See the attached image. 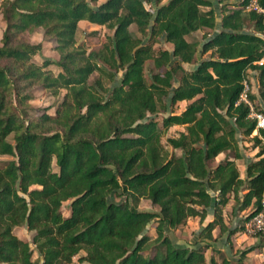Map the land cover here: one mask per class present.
Listing matches in <instances>:
<instances>
[{
	"label": "trees",
	"instance_id": "16d2710c",
	"mask_svg": "<svg viewBox=\"0 0 264 264\" xmlns=\"http://www.w3.org/2000/svg\"><path fill=\"white\" fill-rule=\"evenodd\" d=\"M217 5L212 0L0 2V155L12 157L0 165V263L72 264L78 256L76 264H207L209 241L227 229L221 209L228 199L239 210L252 204L239 229L259 210L264 144L253 158L243 157L238 137L255 129L249 105L240 100L247 70L264 86V60L258 63L264 56V0ZM79 20L111 33L86 51L75 45ZM131 25L139 36L130 32ZM37 29L53 41L56 60L32 61L41 45L20 37ZM196 31L202 32L201 41L188 40ZM197 53L207 56L196 61ZM147 60L154 68L148 80ZM34 86L52 96L64 90L53 115L28 114ZM260 95L264 100V89ZM246 99L252 104L255 96L246 93ZM179 101L188 103L174 113ZM257 111L264 116L263 109ZM172 126L183 129L163 145L160 137ZM250 139L260 144L264 130ZM220 153L224 157L212 163ZM241 158L244 178L235 164ZM141 198L158 210H139ZM209 211L212 220L192 232L189 243L170 234L188 218L202 223ZM151 221L153 238L144 233ZM21 225L32 232L36 260L29 243L12 232ZM220 263L227 261L221 257ZM208 264L217 263L210 257Z\"/></svg>",
	"mask_w": 264,
	"mask_h": 264
},
{
	"label": "rangeland",
	"instance_id": "374dc122",
	"mask_svg": "<svg viewBox=\"0 0 264 264\" xmlns=\"http://www.w3.org/2000/svg\"><path fill=\"white\" fill-rule=\"evenodd\" d=\"M217 1L218 0H212L215 7L218 6ZM238 1L239 0H222V2H228V3H236ZM144 6L146 8H150V9L154 8L153 4H150V5L145 4ZM1 22H2V19L0 17V28L2 27ZM216 22L218 23V18H216ZM129 30L132 34H134L136 36L140 35L133 25H131L129 27ZM110 33H111L110 30H107L106 28H104L102 26H91V25H80L79 27L77 26V30L75 33V45H82L86 51L95 50L104 41L105 36L110 34ZM201 36H202V32L196 31V32L192 33L191 35L187 36V39L188 40L196 39L197 41L200 42ZM29 37H30V39H29ZM20 38L22 40L23 39L25 40L28 38L29 41L33 44L40 43L41 49L39 52H37L35 55L32 56L33 62L40 63L43 58H50L52 60L57 59V53L53 50V47H54L53 41L50 39L44 38L42 36V30L41 29L35 30L29 36L24 35L23 37L21 36ZM141 38H143V37H141ZM162 46L164 48H167V49L170 48L169 45L166 43H162ZM205 56H207V53L203 54V55L197 53L195 56V60L198 61L201 57H205ZM193 66L194 65H191V64H183V67L185 69H191ZM48 68L53 73H56V71L58 70V68L55 67L54 65H51ZM152 72H154L152 62L150 60H147L143 65V75H144L146 80H148V77H149L150 73H152ZM95 76H96L95 73L91 74L88 78V81H91ZM245 85H246V93H251L255 96L253 103L252 104L250 103L251 109L255 112H258L257 109H260V108L264 110V100L261 98V95H260V90L264 89V86L260 88L259 82L257 80V75L254 71L247 70ZM30 92L32 94V99H30V101H28V104L30 106V109L28 110V114L30 116H36L37 114H40L44 111L50 115H53L56 106L58 105V103L62 99L64 90H59L56 95L52 96V95H50V93L48 91H43V90L39 89L38 87L34 86V87H31ZM187 103H188L187 101L177 102L172 108L173 112L174 113L180 112ZM162 115H163L162 113H158L156 115L158 120ZM182 129H183L182 126H172V127L168 128L165 132L162 133V135L160 137V142L163 145H165V138L167 136L175 135L177 131L182 130ZM254 134L255 133H253V132L251 133V135H254ZM251 135H249L248 137H246L244 139H240V137H238V147H239V150H240L241 154L243 155V157L253 158L255 156V154L260 150V148H261L260 145L264 144V141H261L260 144L255 145L254 141L250 139ZM6 139L8 142L12 143V134H9ZM174 152L178 153V151H174ZM249 153L251 155H249ZM223 156L224 155L221 154V155H219L218 158H223ZM11 159H12L11 156L0 155V165L3 162H6V161L11 160ZM212 163H214V162H212ZM212 163H210V164H212ZM241 166L244 167V160L242 158L238 159L236 162L237 168L240 169ZM52 170L56 171V167L54 166L53 162H52ZM122 198L123 197H120L119 199H116V200H121ZM137 208L139 210H154V211L158 210V208L156 206L151 205V203L148 200L143 199V198H141L138 201ZM60 211H61V214L63 216L68 215V201L62 203ZM154 226H155V222L151 221L145 227L144 233L146 235H148L150 238H153L155 236ZM190 226H191V222H187V220H186V222L184 224L179 225L177 228L171 230L170 234L172 236H174L176 239H178L181 236L186 235L188 233L187 228H190ZM12 232L18 238L25 240L29 243L30 248L33 249L32 260H36L37 259V253L35 252L33 245L30 243L32 232L29 231L25 225L14 227ZM186 238H187L186 239L187 241H184V242L189 243L191 238H192V235H189ZM178 240H179V243L183 242V241H181L182 240L181 238ZM148 253H149V250H144L142 252L143 255H146ZM81 254L82 253H80V255ZM77 257L78 256L73 257L72 264L77 263L76 262ZM0 264H7V263H0Z\"/></svg>",
	"mask_w": 264,
	"mask_h": 264
},
{
	"label": "crops",
	"instance_id": "0c3cea01",
	"mask_svg": "<svg viewBox=\"0 0 264 264\" xmlns=\"http://www.w3.org/2000/svg\"><path fill=\"white\" fill-rule=\"evenodd\" d=\"M1 25L2 27L0 28V37L2 29L4 27L3 21L1 22ZM80 25L99 26L96 24L89 23L85 20H79L77 22V26L79 27ZM168 45L170 47V44ZM253 133H256V131ZM261 141H264V139H261ZM221 154L224 155V153L218 154L214 158V163L222 159L218 158ZM249 155L251 154L249 153ZM237 160H235V164ZM237 170L239 177L244 178V167L241 166V168H237ZM251 210L252 204L242 210H239L238 206L234 205L232 198L228 199L226 204L221 209L222 222L224 226L227 227V229L223 233H221L220 236L215 239V241H209L210 247L205 249L204 252V257L207 264L210 257H213L217 264H221V257H223L227 261V264H264V246L262 240L255 236H251L245 233L243 229H239L242 219ZM210 220H212V211H209L206 214L205 218L200 224L198 223V219L196 217L188 218L187 222H191V226L190 228H187L188 233L180 237L182 239L181 241H183L182 243H185L184 241H187V236L191 235V233L195 232L199 227L204 226ZM230 230L235 231L228 236V232ZM218 233L219 229L216 226L211 231V234L213 237H216ZM211 248L216 249L217 251H219V253L212 252ZM247 249L248 251L242 253L243 250Z\"/></svg>",
	"mask_w": 264,
	"mask_h": 264
},
{
	"label": "built area",
	"instance_id": "2783aa9c",
	"mask_svg": "<svg viewBox=\"0 0 264 264\" xmlns=\"http://www.w3.org/2000/svg\"><path fill=\"white\" fill-rule=\"evenodd\" d=\"M2 0H0L1 2ZM264 60V56L262 60L258 61V63H261V61ZM240 100L247 103L249 105V114L248 116L255 121V129L253 132H255L257 129H263L264 130V116L260 112H255L251 109L250 103L246 99V85L244 83L243 91L240 95ZM243 231L251 236H255L262 240L263 246H264V195L261 198L260 201V208L258 211H256L253 215L248 217L242 224Z\"/></svg>",
	"mask_w": 264,
	"mask_h": 264
}]
</instances>
